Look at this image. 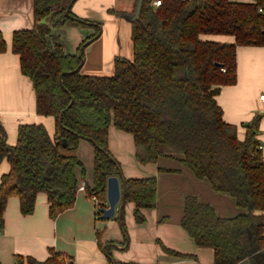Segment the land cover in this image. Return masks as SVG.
Returning a JSON list of instances; mask_svg holds the SVG:
<instances>
[{"label":"trees","instance_id":"obj_1","mask_svg":"<svg viewBox=\"0 0 264 264\" xmlns=\"http://www.w3.org/2000/svg\"><path fill=\"white\" fill-rule=\"evenodd\" d=\"M72 1L34 0V27L12 37V52L35 91L37 114L53 117L56 132L51 137L42 124H20L11 145L0 120V164L10 166L0 179V226L11 197L19 199L24 216L35 212L40 193L48 197L52 219L73 208L79 191L77 169L85 174L78 157L82 141L95 148L94 181L85 189L89 198H98L101 218L108 178L121 169L109 149V129L114 126L133 136L140 164L178 157L198 179L246 210L220 218L197 197H186L182 227L198 248L213 250L215 264H264L261 116L245 125L246 136L240 140L238 128L225 122L217 102L221 89L237 82V49L264 47V15L259 13L264 0H161L160 7L143 0L140 18L129 19L133 58L117 56L112 76L85 75L83 66L79 69L103 24L78 18L69 9ZM70 26L93 30L73 55L57 34ZM204 36H228L235 42ZM6 49L0 32V53ZM125 180L136 223L144 224V211L158 205L157 179ZM70 262V257L53 252L45 263L31 264Z\"/></svg>","mask_w":264,"mask_h":264},{"label":"crops","instance_id":"obj_2","mask_svg":"<svg viewBox=\"0 0 264 264\" xmlns=\"http://www.w3.org/2000/svg\"><path fill=\"white\" fill-rule=\"evenodd\" d=\"M250 2V0H232ZM139 0H77L72 12L78 18L103 24L104 34L112 36V48L103 54L96 42L85 51L82 73L85 75L112 76L117 56L133 58L130 18L136 14ZM34 0H0V32L7 49L0 53V120L8 134L9 144L17 139L20 124H42L51 137L56 132L53 117L39 116L36 111V95L31 81L20 68V60L12 52V37L19 30L34 27ZM130 29L123 50L122 26ZM129 27V28H128ZM79 32L74 42L69 38L68 27L57 31L68 54H76L81 40L92 35L93 30ZM205 40L234 43L228 36H204ZM130 41V42H129ZM237 82L225 86L217 96L226 123L238 128V137L244 140L246 124L261 116L258 139L264 143V106L260 96L264 94V47H239L237 49ZM109 149L120 163L125 179L154 177L158 182V205L145 210L146 223L137 224L135 205L126 202L123 221L117 215L111 220L97 218L96 204L87 196L86 184L93 185L95 148L82 141L78 157L85 167L77 169L79 191L73 208L56 219L49 215L48 197L40 193L35 212L24 216L20 201L11 197L0 226V263H45L53 252L64 254L75 264H215L214 252L198 248L182 227L184 204L187 196H195L211 206L218 217L234 218L244 214L236 200L228 194L215 192L207 180L198 179L183 165L178 157L160 158L156 163L142 165L136 160V148L131 134L109 129ZM264 159V147H263ZM2 175L10 166L4 161ZM1 175V176H2ZM0 176V179H1ZM121 203L117 206V209ZM108 207V202H107ZM124 224V225H123ZM180 255V256H177ZM181 255L185 257H181ZM240 264H251L245 260Z\"/></svg>","mask_w":264,"mask_h":264},{"label":"water","instance_id":"obj_3","mask_svg":"<svg viewBox=\"0 0 264 264\" xmlns=\"http://www.w3.org/2000/svg\"><path fill=\"white\" fill-rule=\"evenodd\" d=\"M77 0H73L69 6V9L72 7L74 2ZM143 0H139L137 4L136 14L132 21H137L140 18L141 8H142ZM82 59V57L80 56ZM84 59H82L79 69L83 66ZM64 75V74H63ZM62 75V76H63ZM64 146L67 147V141L64 140ZM264 147V143H261ZM114 161V160H113ZM126 180L123 176L122 170H119L118 175L111 176L107 181V202L108 207L102 209L101 219L102 220H111L114 219L117 215L119 221H123V210L125 208V204L127 202L126 199ZM121 203V206L117 209V206Z\"/></svg>","mask_w":264,"mask_h":264},{"label":"rangeland","instance_id":"obj_4","mask_svg":"<svg viewBox=\"0 0 264 264\" xmlns=\"http://www.w3.org/2000/svg\"><path fill=\"white\" fill-rule=\"evenodd\" d=\"M125 25H123L122 26V30H121V36H120V38H121V40H123V43H121L122 45H123V50L125 49V47H126V36H127V34H129V31H130V29H125V27H124ZM69 29H71V31L70 32H68V34H69V38H73V40H74V42H75V40H76V37H77V35H79L80 36V33L79 32H84L85 30H88V28H81V27H76V26H70V27H68ZM129 28V27H128ZM92 31V30H91ZM86 34L85 33H83V39L81 40V42H80V44H79V46H78V48L80 47V45L82 44V42L84 41V39L86 38ZM107 36H109V35H103L101 38H99L98 40H97V42H96V45L95 46H97V48L99 47V50H100V53L101 54H103V52H105V50L107 49V50H110L111 48H112V36L110 37V39H106L107 38ZM95 42H93V43H91L90 45H92V44H94ZM130 42V41H129ZM89 45V46H90ZM89 46L87 47V48H89ZM86 48V49H87ZM86 51V50H85ZM2 171H3V165L2 164H0V176L2 175Z\"/></svg>","mask_w":264,"mask_h":264},{"label":"built area","instance_id":"obj_5","mask_svg":"<svg viewBox=\"0 0 264 264\" xmlns=\"http://www.w3.org/2000/svg\"><path fill=\"white\" fill-rule=\"evenodd\" d=\"M153 5H154L155 7H160V6L162 5V1H161V0H154ZM259 13L262 14V15H264V6H261V7L259 8ZM260 101H261V104L264 106V94H262V95L260 96ZM91 199L95 202V204H96V209H97V211H98V206H99V200H98V198H97L96 196H93ZM96 215H97V212H96ZM97 218H98V217H97ZM1 232H2V229L0 228V233H1ZM70 263H71V264H75V262H73L72 260H71ZM0 264H1V263H0Z\"/></svg>","mask_w":264,"mask_h":264}]
</instances>
